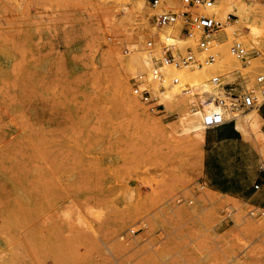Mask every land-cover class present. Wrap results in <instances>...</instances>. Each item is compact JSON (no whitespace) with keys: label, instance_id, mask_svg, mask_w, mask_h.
Listing matches in <instances>:
<instances>
[{"label":"rangeland","instance_id":"rangeland-1","mask_svg":"<svg viewBox=\"0 0 264 264\" xmlns=\"http://www.w3.org/2000/svg\"><path fill=\"white\" fill-rule=\"evenodd\" d=\"M152 12L147 1L131 18L113 0H0V264H264V214L201 182L202 141L177 126L181 112L134 96L137 73H126L137 110L117 96L130 45L154 37ZM236 19H218L214 62L190 67L211 87L188 110L217 93L213 75L258 93L264 35L253 43ZM162 68L186 88L188 67Z\"/></svg>","mask_w":264,"mask_h":264},{"label":"built area","instance_id":"built-area-1","mask_svg":"<svg viewBox=\"0 0 264 264\" xmlns=\"http://www.w3.org/2000/svg\"><path fill=\"white\" fill-rule=\"evenodd\" d=\"M153 11L149 17L151 26L165 30L162 38L150 36L146 40L147 48L158 46L159 55L152 54V67L149 71V80L144 74L137 73L129 80L131 92L144 103H152L156 96H152L149 83L156 82L160 88L176 84L178 77L167 76L163 72V65L172 67H192L212 64L215 54L210 52L213 42L218 36L221 21L209 12L215 0H146ZM196 47V52L193 49ZM231 54L241 60H246L248 52L239 41L229 46ZM128 52V49H125ZM216 85L217 93L213 99L218 107L216 110L204 112L201 122L204 128H213L221 125L228 119L239 115L242 109H253L264 101V74L256 76L259 87L258 93L249 89L243 81L220 82V75H213L209 79ZM148 86H143V84ZM145 84V85H146ZM209 99V98H208ZM201 105V103H199ZM163 106L157 103L154 107ZM264 185L257 182L254 188ZM264 214L260 210L258 214ZM254 210H250V215Z\"/></svg>","mask_w":264,"mask_h":264},{"label":"bare ground","instance_id":"bare-ground-1","mask_svg":"<svg viewBox=\"0 0 264 264\" xmlns=\"http://www.w3.org/2000/svg\"><path fill=\"white\" fill-rule=\"evenodd\" d=\"M113 1L115 2L116 5L120 6L122 14L125 17H131V18L135 12L143 11L146 2V0H113ZM209 12L222 21H227L229 14L236 16L237 17L236 21L238 23L245 25L248 28L247 38H249L250 41H252L253 43H257L259 38H261L264 35V0H247V1L246 0H215L213 7L209 9ZM151 28L153 31L152 33L153 36L159 38H162L164 36L165 30L161 28H156L155 26H151ZM232 30H233L232 28L227 27L226 32L228 34V37L231 36L229 34ZM143 36H144L143 33L139 32V35L137 36V40L130 45L131 52L128 54L127 58L125 59L126 64H125V70H123L124 74H121L122 75V76L120 75L121 78L117 81V96L119 100L123 101L128 106L132 107L135 111L137 110V105L136 102L128 93L129 90L127 89V85H126V78H127L126 73L145 74V77H147L146 80H149L148 76L151 68L152 54L159 55L158 46H154L153 48L150 49L147 48L144 43H142L141 39L143 38ZM164 68H166V66H164ZM199 72L200 70L197 69V67H193V68L188 67L180 72L182 79L187 82L186 88H183V86L179 85L178 83L170 84L163 89L160 88L157 84H152L151 87L149 88L151 89L152 94L157 97L158 102L164 105L165 109L167 110L178 109V111L181 112L179 119L177 121V126H179L182 131L194 132L195 138L199 141H202L204 136V130H203L204 126L202 123H199L197 120L202 117L204 112L216 110L218 109V107L216 106L214 99L211 96L206 97L205 94H203L206 92L205 91L206 89L208 90L211 87V85L210 83H206V82L201 83L199 79H196L197 74L202 75ZM200 89H205L202 92L201 96L198 95L200 96L198 102L201 103V105L196 108L191 107L188 110L186 107V103H188L192 93ZM254 116H255V111L253 110L246 114L247 118ZM24 141L26 140L24 139ZM15 143L17 142L15 141ZM26 144L28 143L26 142ZM24 168H25L24 170L28 169V168L26 169V167ZM13 174L15 175V173Z\"/></svg>","mask_w":264,"mask_h":264},{"label":"crops","instance_id":"crops-1","mask_svg":"<svg viewBox=\"0 0 264 264\" xmlns=\"http://www.w3.org/2000/svg\"><path fill=\"white\" fill-rule=\"evenodd\" d=\"M252 110L253 125L245 119ZM201 158V182L207 188L264 211V185L254 188L264 178V101L205 128Z\"/></svg>","mask_w":264,"mask_h":264}]
</instances>
